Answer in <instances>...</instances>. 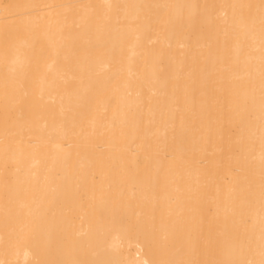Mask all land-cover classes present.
Returning <instances> with one entry per match:
<instances>
[{
  "label": "bare ground",
  "instance_id": "bare-ground-1",
  "mask_svg": "<svg viewBox=\"0 0 264 264\" xmlns=\"http://www.w3.org/2000/svg\"><path fill=\"white\" fill-rule=\"evenodd\" d=\"M0 264H264V0H0Z\"/></svg>",
  "mask_w": 264,
  "mask_h": 264
},
{
  "label": "rangeland",
  "instance_id": "rangeland-1",
  "mask_svg": "<svg viewBox=\"0 0 264 264\" xmlns=\"http://www.w3.org/2000/svg\"><path fill=\"white\" fill-rule=\"evenodd\" d=\"M4 3L6 2V0H2Z\"/></svg>",
  "mask_w": 264,
  "mask_h": 264
}]
</instances>
